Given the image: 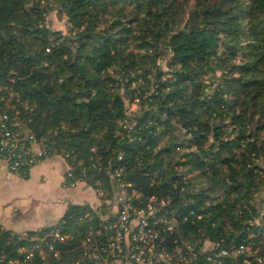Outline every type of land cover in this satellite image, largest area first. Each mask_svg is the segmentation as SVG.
Returning <instances> with one entry per match:
<instances>
[{
    "label": "trees",
    "instance_id": "16d2710c",
    "mask_svg": "<svg viewBox=\"0 0 264 264\" xmlns=\"http://www.w3.org/2000/svg\"><path fill=\"white\" fill-rule=\"evenodd\" d=\"M54 9L66 35L46 25ZM0 87L47 156L69 163L67 186L110 191L106 171L122 164L135 188L193 210L190 229L264 258V217L245 231L264 210V0H0ZM126 98L137 99L131 117ZM86 211L68 206L57 226L72 238L51 264L96 227ZM49 230L0 225V264Z\"/></svg>",
    "mask_w": 264,
    "mask_h": 264
},
{
    "label": "built area",
    "instance_id": "2783aa9c",
    "mask_svg": "<svg viewBox=\"0 0 264 264\" xmlns=\"http://www.w3.org/2000/svg\"><path fill=\"white\" fill-rule=\"evenodd\" d=\"M13 96L17 97L12 92L7 97L0 96V161L7 171L19 173L48 154L42 143L24 130L18 118L20 111L11 103ZM6 107H10V114L14 115H9ZM126 126L128 131L132 129L128 123ZM34 143L39 145L35 151L32 150ZM62 159L65 161L64 157ZM66 165L64 179L72 177V168L67 162ZM106 175L110 179L111 197H105L103 202L107 206L111 204V209L101 210L98 204L90 206L91 212L86 211L80 220L94 216L96 227L79 240L75 247L79 250L73 259L57 264H264L259 246L254 243L225 245L213 240L205 231L190 229L195 224L188 218L194 214L193 210L188 214L181 212L183 205H177L165 189L159 194H148L135 188L123 179L122 164L109 168ZM78 182L81 181L75 179L69 186ZM97 194L102 197L105 190H98ZM263 217L264 210L259 213V222ZM248 223V228L253 227L252 222ZM71 238V233H62L61 227L56 226L49 230L46 238L36 242L31 239L29 246L20 247L22 259H10L6 264H26L35 257L42 264L57 262L64 253L60 245Z\"/></svg>",
    "mask_w": 264,
    "mask_h": 264
},
{
    "label": "crops",
    "instance_id": "0c3cea01",
    "mask_svg": "<svg viewBox=\"0 0 264 264\" xmlns=\"http://www.w3.org/2000/svg\"><path fill=\"white\" fill-rule=\"evenodd\" d=\"M52 156L30 167L25 176L7 171L0 161V225L3 228L18 235L41 232L57 226L69 205L97 204L89 200L88 191L84 194L81 185L77 186L79 182L74 187L65 184L66 162L60 156ZM2 181L15 185L3 194Z\"/></svg>",
    "mask_w": 264,
    "mask_h": 264
},
{
    "label": "rangeland",
    "instance_id": "374dc122",
    "mask_svg": "<svg viewBox=\"0 0 264 264\" xmlns=\"http://www.w3.org/2000/svg\"><path fill=\"white\" fill-rule=\"evenodd\" d=\"M45 19H46V25L48 26L49 29L61 31V33L63 35H66L67 34V32L69 30V27H68V24H67V18L61 12H59V11H57L55 9L54 10H50L45 15ZM168 56H170V55H168ZM167 61H168V58H163L162 60H159V62H158V64L165 71L167 70V67H166ZM122 93H124V91H122ZM136 104H137V99L134 102L130 103L128 101V98H126V100H125V108H126V114L127 115L129 114V117H131V112L132 111H135L137 109V105ZM127 123H128V121H127ZM168 139H169L168 136L162 138L159 141V145L157 147L158 148H161L163 145H165L167 143ZM38 147H39V145L37 143H34L32 145V150L35 151ZM182 151H183V148L176 147L174 149V152L173 153L176 155V154L181 153ZM59 156L62 159L61 155H59V154H55L52 157H59ZM66 169H67V165H66ZM79 183H78L77 186H80L81 185V189H82V191H83L84 194H86V192L88 191V193H89L88 194L89 200L95 201L99 205V207L101 208V210L108 211V210L111 209V204L109 206H107L106 203L103 202L105 197L107 199L111 197V195L109 194V190L108 189L105 190L104 196L100 197L97 194V191L98 190H101L100 187L97 188L96 190H93L87 183H84L83 181H81ZM12 185H15V184H12L10 181H8V182H3L2 181V185H1V187H2V189H1L2 193L3 194H6V192H9L10 188L12 187ZM71 187H74V185L71 186ZM261 195H262L261 197L263 198L264 197V192ZM85 205H88V204L86 203ZM90 205L92 207L94 206L92 204H90ZM252 223H253V227H249V228L247 227L245 229V231H247L248 234L250 233L251 236H253V230H254L255 226L258 225L257 223H260V222H259V219L257 218Z\"/></svg>",
    "mask_w": 264,
    "mask_h": 264
}]
</instances>
